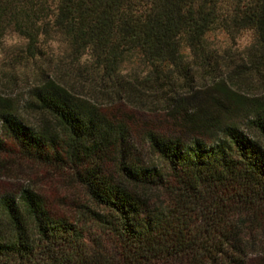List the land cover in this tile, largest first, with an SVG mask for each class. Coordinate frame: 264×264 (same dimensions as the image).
I'll return each instance as SVG.
<instances>
[{
	"label": "trees",
	"instance_id": "obj_1",
	"mask_svg": "<svg viewBox=\"0 0 264 264\" xmlns=\"http://www.w3.org/2000/svg\"><path fill=\"white\" fill-rule=\"evenodd\" d=\"M214 26L253 31L246 69L236 76L264 81V0H0V37L13 29L33 44L54 29L128 92L119 70L127 56L158 73L180 62L186 43L208 62L204 36ZM222 84L168 92L167 111L202 133L182 139L149 131L160 165L132 159L122 124L57 79L32 88L31 106L47 126L26 124L0 96L7 137L26 157L72 168L93 204L81 203L82 216L73 219L31 186L1 194L0 264H264V99L244 129L219 117L230 107ZM111 146L117 174L104 165Z\"/></svg>",
	"mask_w": 264,
	"mask_h": 264
},
{
	"label": "rangeland",
	"instance_id": "obj_2",
	"mask_svg": "<svg viewBox=\"0 0 264 264\" xmlns=\"http://www.w3.org/2000/svg\"><path fill=\"white\" fill-rule=\"evenodd\" d=\"M253 35L249 28L231 33L214 26L204 36L205 46L212 53L208 62H201L183 43L180 62H166L160 65L158 73H152L145 61L129 55L119 64L122 78L129 80L132 88L128 92L117 88L114 79L102 78L95 59L87 51L73 47L54 29L40 35L33 44L19 32L7 29L0 37V96L6 98L5 105L8 103L26 124L47 126L43 116L31 106L32 88L43 77L57 79L78 98L97 104L114 123L122 124L129 133L132 159L160 165L147 141L149 131L182 139L202 133L181 113L167 111L169 93L182 94L189 85L203 90L223 80L229 86L230 107L220 110L219 117L246 129L248 112L264 99L262 79L245 72L236 76L237 69H246V52L253 43ZM222 97L226 100L223 94ZM107 155L105 167L110 174H117V151L111 146ZM25 186L37 189L54 212L69 218L82 216L81 203L93 206L72 168H57L24 156L7 137L0 121V195L16 194Z\"/></svg>",
	"mask_w": 264,
	"mask_h": 264
}]
</instances>
